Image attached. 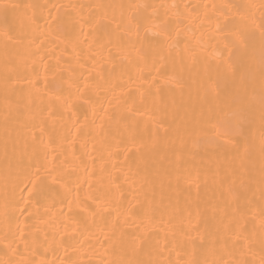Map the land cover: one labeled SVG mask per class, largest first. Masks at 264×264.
Returning a JSON list of instances; mask_svg holds the SVG:
<instances>
[{
  "label": "bare ground",
  "instance_id": "1",
  "mask_svg": "<svg viewBox=\"0 0 264 264\" xmlns=\"http://www.w3.org/2000/svg\"><path fill=\"white\" fill-rule=\"evenodd\" d=\"M0 264H264V0H0Z\"/></svg>",
  "mask_w": 264,
  "mask_h": 264
}]
</instances>
